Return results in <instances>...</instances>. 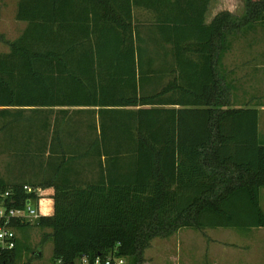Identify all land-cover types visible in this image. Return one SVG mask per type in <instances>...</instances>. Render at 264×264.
<instances>
[{"label":"trees","instance_id":"1","mask_svg":"<svg viewBox=\"0 0 264 264\" xmlns=\"http://www.w3.org/2000/svg\"><path fill=\"white\" fill-rule=\"evenodd\" d=\"M209 2L17 1L26 26L0 53V150L38 183L0 176V187L16 206L35 197L23 184L53 189L51 214L13 224L49 229V264H142L152 239L180 228L264 227L259 103L224 63L236 38L264 28V0L205 23ZM25 248L17 236L1 261L41 256Z\"/></svg>","mask_w":264,"mask_h":264},{"label":"rangeland","instance_id":"2","mask_svg":"<svg viewBox=\"0 0 264 264\" xmlns=\"http://www.w3.org/2000/svg\"><path fill=\"white\" fill-rule=\"evenodd\" d=\"M17 1L18 0H0V53L9 50L7 41L17 38L26 25V22L15 18ZM211 6L214 12L229 8L237 15L241 14L244 8L243 0H212ZM134 13L141 21L149 20L152 16L148 11L140 8H134ZM224 63L227 67H239L240 63L243 64L239 71L240 75H242V73L247 75L243 76L244 80L247 82L244 89H247L249 93L259 97L260 102L264 103V28L258 27L255 31L234 41L231 50L227 52L224 57ZM252 63H258V65L256 64L258 69L256 68L255 71ZM240 89L243 90L241 86ZM241 90L237 91L240 97L242 95L240 93ZM246 97H248V95H246ZM25 114L27 115L29 112L26 111ZM259 122V138L263 141L264 134L261 130L262 124L264 128V111H259ZM2 137L3 134H0V143ZM1 146H3V144H1ZM13 154L14 151L12 149L9 151L7 149L0 150V176L5 179L16 178L25 183H34L31 182V180H34L33 174H35L34 172L36 169H32L25 161L19 162L18 158L15 160ZM34 181L38 183L37 180ZM42 192L43 196L39 201L38 209L40 213L43 214V210L47 207V210L51 209V211H49L50 214L53 211L52 191L48 188H42ZM260 206L264 210V189H262L260 193ZM231 231L234 232L237 231V229L219 227L209 228L207 230H195L192 228H183L180 232L181 250L183 252L185 249H188V247H194L193 250H199V254L202 256L203 252L207 250L208 244V242L205 244L204 237H208L209 235L212 239L219 238L222 234ZM47 232H49V229H41L33 224L24 232H22L21 229L16 231L17 236L24 240L26 245L25 257L31 255V251L41 249V256L33 259L32 264H49V258L52 255V241L51 238L42 241L43 235L47 234ZM156 239L157 238L152 239L150 245L144 250L142 264H166L165 261L167 258L163 252L166 251L169 254L174 248L171 249L170 240L156 241ZM214 247L216 248V246ZM205 258L207 259L208 257Z\"/></svg>","mask_w":264,"mask_h":264},{"label":"crops","instance_id":"3","mask_svg":"<svg viewBox=\"0 0 264 264\" xmlns=\"http://www.w3.org/2000/svg\"><path fill=\"white\" fill-rule=\"evenodd\" d=\"M211 4H212V0H210L208 4V8L204 14L205 23H209L213 19V17L222 10H228L229 12L236 14L232 9L229 8L214 12L212 11ZM237 39L238 38H236L234 41H236ZM256 64L258 65V63H252L254 71L257 68ZM242 65L243 64L240 63L239 67L226 66V68L230 71V75L236 79V82L241 84L240 86L242 87L243 90H241L240 88L238 90L239 91L241 90L240 93L242 94L241 95L242 99L247 100L249 99V96H254L255 98L252 99V104L259 103L258 105H256L257 108L259 109V111H264V103L260 102L259 97H257L252 93H249L247 89H244L246 87L245 84H247V82L244 80L243 76H247V75L243 73L242 75H240L239 69L242 67ZM246 95H248V98L245 97ZM259 126H260V122H258V131H259ZM261 131L264 134L263 124ZM13 179L14 178H9V179L6 178L5 180L12 181ZM48 189H51L52 191L51 194H53V189L50 187ZM262 189H264V187L260 189V193ZM259 200H260V194H259ZM49 211H51V209ZM182 229L183 228L178 229L176 232H174L168 237H163V238L157 237L156 239V241L170 240L171 249L174 248L173 251L170 252L169 254L166 251L163 252L167 258L165 261L166 264H264V227L237 229V231L226 232L222 234V236H219V238H213V239L210 238L208 235V237H204L205 244L206 242H208V244H207V250L203 252L202 256L201 254H199L200 253L199 250L197 251L193 250L194 247H188V249H185L182 252L180 245V238H181L180 232ZM207 229L209 228H206V230ZM230 229H236V228H230ZM214 246H216V248ZM205 257L209 258V262H208V258L206 259Z\"/></svg>","mask_w":264,"mask_h":264},{"label":"built area","instance_id":"4","mask_svg":"<svg viewBox=\"0 0 264 264\" xmlns=\"http://www.w3.org/2000/svg\"><path fill=\"white\" fill-rule=\"evenodd\" d=\"M22 189L28 194H34L35 197H27L21 205L16 206L12 204L14 200H12L11 190L0 187V209H3L2 214H0V233H3V235H0L1 251L15 247L17 228L13 224L31 223L42 215L38 209L39 201L43 196L42 187L23 184ZM9 200H11L10 203ZM85 259L87 264H123L125 262L124 258L109 254L105 258L97 256L94 258L93 263H90L88 257L84 255L77 264H83ZM59 263L60 261L57 262V264ZM0 264H5L4 261H1V258Z\"/></svg>","mask_w":264,"mask_h":264},{"label":"clouds","instance_id":"5","mask_svg":"<svg viewBox=\"0 0 264 264\" xmlns=\"http://www.w3.org/2000/svg\"><path fill=\"white\" fill-rule=\"evenodd\" d=\"M2 212H3V209H0V214H2ZM43 214L44 215H48L49 214V210L44 209L43 210ZM0 235H3V233H0ZM9 235H11V233H9ZM83 264H87V260L86 259L83 261Z\"/></svg>","mask_w":264,"mask_h":264}]
</instances>
